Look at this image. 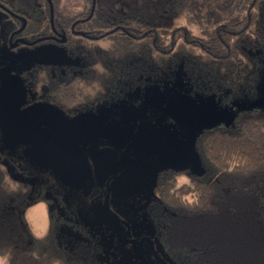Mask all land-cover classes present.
Wrapping results in <instances>:
<instances>
[{
  "label": "trees",
  "instance_id": "obj_1",
  "mask_svg": "<svg viewBox=\"0 0 264 264\" xmlns=\"http://www.w3.org/2000/svg\"><path fill=\"white\" fill-rule=\"evenodd\" d=\"M0 2L27 21L21 36L50 35L52 17L53 27L66 34L69 51L76 35L82 43L110 42L109 55L119 61L104 83L116 88L123 80L118 91L142 86L146 77L156 83L178 69L193 93L237 110L228 127L199 135L201 176L180 186L174 173L159 179L153 220L173 264H264V108L233 101L258 72L247 73V59L254 55L253 67L264 68V0H142L125 12L103 10L100 0H81V9L70 17L60 13L57 0ZM177 16L187 25L164 23ZM54 86L64 101L80 99L65 92L63 83ZM26 179L11 157L0 159V259L3 264L76 263L78 250L59 239L64 221L55 209H48L43 233L26 216L34 203L48 201L38 191L28 201L32 185Z\"/></svg>",
  "mask_w": 264,
  "mask_h": 264
},
{
  "label": "rangeland",
  "instance_id": "obj_2",
  "mask_svg": "<svg viewBox=\"0 0 264 264\" xmlns=\"http://www.w3.org/2000/svg\"><path fill=\"white\" fill-rule=\"evenodd\" d=\"M81 3V0H57V7L61 14L70 17L81 9ZM100 3L103 10L122 12L130 8L135 10L142 0H135L132 4L123 2L121 5L114 4L111 0H100ZM164 23L179 26L185 25L186 21L183 16H177L171 21L164 20ZM14 25H16L14 20L0 9V80H3L5 75L9 76L20 70H30L46 64L56 66L60 71L75 67L71 69L74 71L82 67L84 63H88L92 68V73H88L93 74L90 83L94 84L89 95L94 98L96 93L100 92L103 82V80L101 82L102 76L94 79L100 73H104V82L109 80L114 71L112 64L119 61L116 57H110V42H104V40L82 43L70 52L61 44L52 41L33 46L12 45L8 36ZM85 53L87 57L82 56ZM254 58L255 56L251 55L246 61L247 73L256 72V68L258 72L256 76H253L254 79L249 77L246 80L233 101L237 104L261 101L259 106L264 108V68L259 65L253 67ZM129 62L131 61H126V63ZM177 70L172 73V76L160 77L156 83L146 77L142 86L128 85L131 88L123 90L122 96L114 103V106L112 102H104V119H102L111 132L104 145L115 154H127L125 138L132 132L135 133L131 141L132 152L127 159L137 160L138 163L143 164L149 178L146 182H138V178L135 174L132 176L131 172L125 184L128 183L126 186H129V191L134 184L136 185L137 189L131 190L132 195L119 193L117 196L115 188L111 187L108 203H104V210L110 211L109 214H104L106 215L104 219L100 214H58V217L64 221L61 226L62 235H58L59 239L66 242L70 250L74 248L78 250L74 252L76 257L74 264H173L157 239L158 228L153 220L156 214L152 207L156 199V182L167 173L176 175L177 186L186 184L193 175L201 176L203 168L198 151L199 135L219 125L228 127L237 113L231 105H221L211 95L193 93L186 84L183 73ZM82 71L84 70H78V72ZM134 71L132 70L131 73ZM121 82L117 87L122 89L124 83ZM176 94L189 96L199 107L198 115L210 113L214 117L194 125H182L175 121L169 112L168 102ZM146 124L153 125L158 130L163 145L161 152H153L155 150L152 149L142 153L134 149L133 142L136 134L139 128ZM115 142L118 145H115ZM26 143L16 145L8 142L2 137L0 131V159L5 161L6 156L11 157V160L30 178L26 181L33 183L32 192L27 199L31 201L37 190L36 183L50 177L53 168L49 163L38 161L36 156L42 157L45 154L40 144ZM176 143L179 144L180 158L174 162L166 155L176 153L178 149ZM129 161L126 162L127 165ZM88 162L72 165L66 161L65 164L80 174L83 181L89 180L92 177L91 174L96 176V169L99 167L98 163ZM150 170H152L151 173H149ZM104 176L106 179V173ZM115 197L116 201L113 200ZM82 199L84 203L78 210L93 211L95 206H91L92 203L86 198ZM113 212L115 214H112ZM25 214L40 233L45 232L49 227L46 203L42 201L34 203ZM81 240L85 243L84 247L77 246ZM3 263L4 261L0 259V264Z\"/></svg>",
  "mask_w": 264,
  "mask_h": 264
},
{
  "label": "flooded vegetation",
  "instance_id": "obj_3",
  "mask_svg": "<svg viewBox=\"0 0 264 264\" xmlns=\"http://www.w3.org/2000/svg\"><path fill=\"white\" fill-rule=\"evenodd\" d=\"M0 9L6 15L16 17L20 21L18 26L10 30L8 37L12 45L33 46L41 42L52 41L64 46L68 52L73 51H69L70 45H66L68 42L66 34L53 27L52 17L50 35L30 38L31 36L20 35L27 25V21L23 17L13 13L1 2ZM74 37L77 41L74 47L82 45L78 36ZM82 56L87 57L88 55L85 53ZM71 69H75V67L60 71L56 66L46 64L30 70H20L13 73L15 75H5L4 79L0 80V115L7 120V125L5 130L0 131L3 138L6 135L12 138L28 139L27 142L40 144L42 149L49 154L46 157L55 156L53 159L58 163H55L56 166L54 165L57 168L51 170L54 173L51 174L53 178L50 175L46 180L44 179L45 181H38L36 183L37 190H35L39 193L42 192L41 195L48 200L45 202L48 209H55L56 214H100L104 219L106 217L104 214H109L110 211L104 210V203H108L111 187L115 188L117 196L119 193L132 195V191L137 189L136 185L134 184L131 187L132 191H129V186H126L128 183L125 184L130 173L132 172V176L135 174L138 182L143 183L148 181V171L137 160L127 159L132 152L131 141L135 133L132 132L129 137L125 138L127 154H115L108 149V146L104 145L107 137L111 135L103 120L104 102H112L114 106V103L122 96L123 90L118 91L114 85L110 86L108 83H104V73H100L94 80L102 76L101 82L102 80L103 82L100 83L103 88L101 87L100 92H97L96 97L93 98L89 95L94 87V84L90 83L93 76L90 64L84 63L82 67L80 66L74 71ZM80 69L84 71L78 72ZM58 82L63 83V89L68 90L65 92L70 94L72 91L73 96L78 93L80 99L73 103L61 99L55 92L56 87L52 88V83L56 85ZM18 88L20 90L18 107L17 111L12 113L11 105L15 104ZM129 88L131 87H127L126 90ZM4 132L5 134H3ZM145 133V140H149L148 142L153 145L147 147L144 144L138 150L142 153L152 149L155 150L153 152H161L163 147L161 137V147H157L149 134ZM24 143L26 142L14 144ZM115 145L118 143L115 142ZM175 145L179 146L177 143ZM177 156L180 158L178 153ZM84 160L99 164L96 169L98 178L91 174L92 177L89 180L82 181L81 175L65 164L68 161L72 165H81L85 163ZM41 161L46 162L48 158ZM151 172L152 170L149 171V173ZM159 179L155 187L159 183ZM29 184L33 186L32 181ZM82 198H86L92 203L91 206H95L93 211L78 210L84 203ZM113 200L116 201V197Z\"/></svg>",
  "mask_w": 264,
  "mask_h": 264
},
{
  "label": "water",
  "instance_id": "obj_4",
  "mask_svg": "<svg viewBox=\"0 0 264 264\" xmlns=\"http://www.w3.org/2000/svg\"><path fill=\"white\" fill-rule=\"evenodd\" d=\"M23 23L25 24V21H23ZM16 94H17V96L15 98V104L11 105L12 113L17 111L18 100L20 98L19 88L17 89ZM260 102L261 101H257V102L248 104L247 107L259 106ZM236 106H239V105L236 104ZM168 109H169V112L172 114L171 116L174 118V120L180 122L182 125H194V124H197V123H200L203 121H207V120L214 117V115L210 114V113L198 115L199 114V107L196 106L195 102L189 96H187L185 94L174 95L168 102ZM6 118L8 119L9 117H6ZM6 122H7V120L3 116L0 115V130L1 131L6 129V125H7ZM145 132H147V134H149V136L151 137V140L154 142V144H157V147H161L160 135H159L158 130L156 129L155 126L150 125V124H146V125H142L139 128L138 133L136 134L135 140L133 142V146H134L135 150H138V148L144 144L147 147H149L150 145H153V143L148 142L149 140H147V141L145 140V137H144V135L146 134ZM3 134H5V132ZM4 137L6 138V140L8 142H11V143H18V142L21 143V142L29 141L28 139L24 140V139H20V138H12V137L6 136V135ZM144 141H145V143H144ZM176 148H178L176 150V153H171L169 155H166L167 158L173 159L174 162L179 159V157L177 156V153L180 156L179 146L176 145ZM44 153L45 154H43L42 157L36 156L38 161H41L44 158H48V161H46V164H48V163L51 164L52 165L51 168H53V169L57 168V167H55L56 166L55 163L57 164L58 162L53 159L55 156H53V157L47 156L46 157V155H49V154H47L48 152H46L45 150H44ZM50 153L52 155H54L52 152H50ZM50 159H53V160H50ZM41 163H45V162H41Z\"/></svg>",
  "mask_w": 264,
  "mask_h": 264
}]
</instances>
